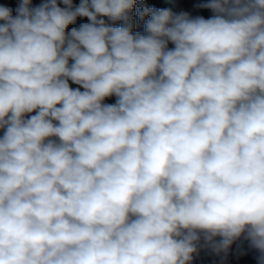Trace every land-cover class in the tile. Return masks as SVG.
Returning a JSON list of instances; mask_svg holds the SVG:
<instances>
[{
    "label": "clouds",
    "instance_id": "clouds-1",
    "mask_svg": "<svg viewBox=\"0 0 264 264\" xmlns=\"http://www.w3.org/2000/svg\"><path fill=\"white\" fill-rule=\"evenodd\" d=\"M62 3L0 4V264H264V0Z\"/></svg>",
    "mask_w": 264,
    "mask_h": 264
},
{
    "label": "trees",
    "instance_id": "trees-1",
    "mask_svg": "<svg viewBox=\"0 0 264 264\" xmlns=\"http://www.w3.org/2000/svg\"><path fill=\"white\" fill-rule=\"evenodd\" d=\"M20 0H0V4L10 7L13 10V15H16V8L20 4ZM205 3V0H136V3L132 9L131 17L133 22V33H145V22L150 19V17L146 16L142 21L138 15V13L142 10V7L148 8H168L171 9L174 13L187 12L191 17L195 18L198 16H202L204 18H209L213 15L211 10L204 8L202 5ZM85 17H77L75 21V28H79L81 23L84 21ZM106 23L113 24L111 20H108L106 17L104 18ZM90 22V21H89ZM123 22L116 21L114 22V26L120 27ZM174 47L171 43H169V48ZM72 63V61H70ZM70 84L79 87V85L73 84L69 81ZM83 91V89H81ZM116 97H108L105 99L104 103L106 104H114L116 102Z\"/></svg>",
    "mask_w": 264,
    "mask_h": 264
},
{
    "label": "water",
    "instance_id": "water-1",
    "mask_svg": "<svg viewBox=\"0 0 264 264\" xmlns=\"http://www.w3.org/2000/svg\"><path fill=\"white\" fill-rule=\"evenodd\" d=\"M2 135L3 130H0V136ZM52 139L58 141V138ZM220 239L217 236L212 242H208L201 234L192 264H260L259 258L262 254L252 246L246 234L234 240L227 250H217L215 247Z\"/></svg>",
    "mask_w": 264,
    "mask_h": 264
},
{
    "label": "rangeland",
    "instance_id": "rangeland-1",
    "mask_svg": "<svg viewBox=\"0 0 264 264\" xmlns=\"http://www.w3.org/2000/svg\"><path fill=\"white\" fill-rule=\"evenodd\" d=\"M20 2H21V0H20ZM44 2H45V0H31V6L37 7V6H40ZM57 2L60 5V7H62V8L65 7V5L62 3V0H57ZM80 2H81V0H72L73 7L78 6L80 4ZM83 23H89V20L85 17L84 21L81 24H83ZM71 28H75V23L69 26V31L71 30ZM70 86L74 89L78 88L72 84H70Z\"/></svg>",
    "mask_w": 264,
    "mask_h": 264
},
{
    "label": "built area",
    "instance_id": "built-area-1",
    "mask_svg": "<svg viewBox=\"0 0 264 264\" xmlns=\"http://www.w3.org/2000/svg\"><path fill=\"white\" fill-rule=\"evenodd\" d=\"M205 2H206V0H205Z\"/></svg>",
    "mask_w": 264,
    "mask_h": 264
}]
</instances>
